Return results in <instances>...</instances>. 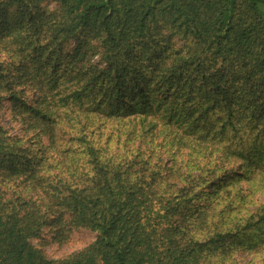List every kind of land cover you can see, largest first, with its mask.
<instances>
[{
    "label": "trees",
    "instance_id": "obj_1",
    "mask_svg": "<svg viewBox=\"0 0 264 264\" xmlns=\"http://www.w3.org/2000/svg\"><path fill=\"white\" fill-rule=\"evenodd\" d=\"M51 1L0 0V264H264V202L235 217L201 202L264 172V0ZM6 108L46 143L10 133ZM157 111L189 145L234 149L235 172L110 150L116 121ZM45 227L96 237L52 260L31 244Z\"/></svg>",
    "mask_w": 264,
    "mask_h": 264
},
{
    "label": "rangeland",
    "instance_id": "obj_2",
    "mask_svg": "<svg viewBox=\"0 0 264 264\" xmlns=\"http://www.w3.org/2000/svg\"><path fill=\"white\" fill-rule=\"evenodd\" d=\"M41 5L48 9L55 7V3L51 0H41ZM68 48L71 49V46H65L64 49ZM24 93V99L31 103L32 97L35 96L34 92L28 90ZM128 120L124 118V121L122 119L115 122L116 131L112 132L114 134L119 133L120 145L114 139L109 144L110 150L122 153L121 149H127L130 152L139 149L144 150V154L151 151L154 168L161 174L169 171L176 173L175 170L179 174H184L190 168L193 170V174H200L205 178L204 180H210L220 176L225 171L232 170L235 172L239 166L241 159L232 154L234 149H231L229 151L231 154H228L221 150L222 147L219 144L210 141L203 143L190 138L189 140L193 144L189 145V142L180 139L181 133L176 126L166 123L158 111L148 115L143 121L136 117ZM22 121L23 118L18 114V111L12 112L10 108H6L3 112L2 124L10 133L18 134L24 138H38L36 129L30 128L23 132ZM39 138L36 139L38 140L36 144L34 140L33 148L37 145L40 148L41 144L46 143L45 135ZM205 186L206 182H203L202 186L200 185V190L204 191ZM207 190L208 186H206L205 194L201 197V202L209 197L207 203H211V207H214L215 212L213 214H223L226 217L248 214L257 210L260 202H264V172L256 174L249 169L245 179L233 178L232 182L228 183L218 193L208 196ZM53 233L50 227H45L39 237L31 239V244L52 260L66 257L70 253L89 245L96 237V233L87 228H71L67 234L63 235L62 240L54 238ZM63 233L65 232L63 231ZM261 244H258L257 247ZM256 248V251L264 252L262 250L264 248ZM251 249L253 248L246 249L244 246L236 245L230 249L228 256L238 258L239 263L248 262L254 258V252H256L255 250L250 251Z\"/></svg>",
    "mask_w": 264,
    "mask_h": 264
}]
</instances>
